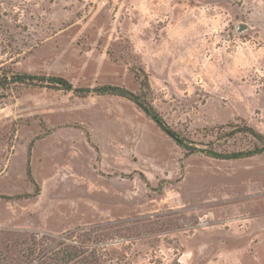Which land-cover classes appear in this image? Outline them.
<instances>
[{
  "label": "rangeland",
  "instance_id": "374dc122",
  "mask_svg": "<svg viewBox=\"0 0 264 264\" xmlns=\"http://www.w3.org/2000/svg\"><path fill=\"white\" fill-rule=\"evenodd\" d=\"M5 70L134 92L143 70L181 136L264 134V0H0ZM88 230L110 238L103 264H264V154H187L119 96L0 89L1 254Z\"/></svg>",
  "mask_w": 264,
  "mask_h": 264
},
{
  "label": "trees",
  "instance_id": "16d2710c",
  "mask_svg": "<svg viewBox=\"0 0 264 264\" xmlns=\"http://www.w3.org/2000/svg\"><path fill=\"white\" fill-rule=\"evenodd\" d=\"M139 73L141 75L136 76L139 81L137 92L114 85H102L92 89H75L62 77L15 71L8 72L7 70L3 73L0 72V89L8 88L10 85H39L64 92L74 91L85 92L86 94L119 96L133 102L162 131L171 136L177 145L186 151L187 154L200 152L208 157L223 160L247 158L264 154V134L247 125H236L234 127L231 125H218L205 128L201 137H208L207 143L193 142L189 138L183 137L173 131L151 103V89L147 75L143 70H139ZM237 134L249 137L250 144L246 148L226 150L225 148L222 149L223 146L217 145L218 141L223 138H233ZM197 145L202 147H197ZM97 229L100 230V228ZM92 232H96V235H92ZM28 236V242L21 240L19 243L14 244L15 249L10 245H4V254L2 255L0 251V262L2 261L4 264H103L104 261L109 260L105 258L104 251L110 238H108L107 233L104 231L100 233L97 230L83 231L82 234L78 235L80 237L77 240L72 241V239L64 237L60 240L52 239L48 244L40 240L37 241L32 235ZM14 250H16L15 257H13Z\"/></svg>",
  "mask_w": 264,
  "mask_h": 264
}]
</instances>
